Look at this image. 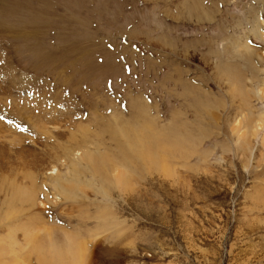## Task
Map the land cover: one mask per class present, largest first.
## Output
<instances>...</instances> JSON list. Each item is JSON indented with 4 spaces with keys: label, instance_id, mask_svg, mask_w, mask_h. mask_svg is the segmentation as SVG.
I'll list each match as a JSON object with an SVG mask.
<instances>
[{
    "label": "rangeland",
    "instance_id": "obj_1",
    "mask_svg": "<svg viewBox=\"0 0 264 264\" xmlns=\"http://www.w3.org/2000/svg\"><path fill=\"white\" fill-rule=\"evenodd\" d=\"M262 19L264 0H0V248L8 238L23 243L29 214L35 213L43 215L45 224L42 218L37 222L38 228L44 225L43 236L46 225L58 229L60 236L53 231V237L59 245L69 235L79 237L78 229L93 252L91 264H264V231L256 229L264 226V212L253 210L258 186H264V130L255 137L257 158H249L248 147H235L237 108L230 107L243 102L249 120L264 116V100L248 94L245 103L246 96H231L242 91L241 83L249 93L264 87ZM5 84L12 94L3 92ZM21 102L30 107L26 117L18 111ZM52 102L58 116L48 127L71 131L75 139L45 136L28 121ZM80 136L88 145L80 143L82 152L94 154L92 162H76L74 168L54 152L57 145L70 151ZM108 163L118 165L117 177ZM52 166L58 178L46 173ZM16 167L26 169L27 179ZM94 167L102 170L96 174ZM25 182L39 190L26 193ZM96 190L109 200L75 206L73 199ZM30 194L37 198L30 201ZM29 205L35 210L29 212ZM96 208L109 213L107 220ZM112 236L116 249L108 243ZM19 244L4 252V262L26 252ZM28 260L38 264L34 253ZM58 260L71 264L66 257Z\"/></svg>",
    "mask_w": 264,
    "mask_h": 264
},
{
    "label": "bare ground",
    "instance_id": "obj_2",
    "mask_svg": "<svg viewBox=\"0 0 264 264\" xmlns=\"http://www.w3.org/2000/svg\"><path fill=\"white\" fill-rule=\"evenodd\" d=\"M189 11V10H188ZM189 13V12H188ZM260 21V20H259ZM262 25L264 26V19H262ZM258 27H260V25L258 26ZM257 31V30H256ZM255 31V32H256ZM253 33V32H252ZM257 33V32H256ZM255 33V34H256ZM262 34V33H261ZM263 36V35H262ZM258 37H259V34H258ZM260 38H262V37H260ZM264 38V37H263ZM262 38V39H263ZM239 42V41H238ZM237 42V43H238ZM239 45H240V43H238ZM243 44H244V42H243ZM238 46V45H237ZM236 46V47H237ZM242 46V45H241ZM247 46V45H246ZM240 47V46H239ZM243 47H245L244 45H243ZM252 47V46H251ZM250 47V48H251ZM247 49H249L248 47H247ZM244 51H245V49H244ZM250 52V51H249ZM246 53V52H245ZM247 56V55H246ZM260 58L261 59H264V51H263V53H262V55L260 54ZM248 60L250 61V57L248 56ZM251 64V63H250ZM251 67H252V69L253 68H255L256 66H254L253 67V64H251ZM250 69V68H249ZM264 70V69H263ZM241 73V72H240ZM264 73V72H263ZM256 75V74H255ZM258 76V75H257ZM255 77V76H254ZM253 77V78H254ZM250 78H252V77H250ZM255 80V79H254ZM262 80V79H261ZM248 81H250V80H248ZM263 83H264V77H263ZM242 82V81H241ZM5 83V82H4ZM244 83V82H243ZM248 83H251L252 84V82H248ZM7 84V83H6ZM6 84H5V89H8V90H4L3 92L4 93H8V94H12L14 91L13 90H10L7 86H6ZM239 85H240V83H239ZM238 85V86H239ZM241 85H243V86H239V88L241 87V88H243V89H241L242 91H238V90H236L235 89V87L233 88V89H235V91L233 92V91H231V92H233V94H231V96L233 97V95H237V93H239L238 94V97L239 96H242V97H245V103H247V101H248V99L249 98H247V96H248V94H251L253 97H258L259 99H260V101L262 102V100H264V87H261L260 86V88H257L258 90L257 91H254L253 92V90H250L251 91V93H249V92H247L246 91V88H244V85H245V87H246V84H242L241 83ZM250 85V84H249ZM8 86H9V84H8ZM237 86V85H236ZM13 87V86H12ZM11 87V88H12ZM251 87V86H250ZM253 87V86H252ZM248 88V87H247ZM232 89V90H233ZM253 89V88H252ZM201 90V89H200ZM3 92H1V94H4ZM230 92V91H229ZM230 92V93H231ZM203 93H205V92H203V90H202V94ZM12 96H14V95H12ZM230 96V97H231ZM231 97V98H232ZM238 97H236L235 96V99L237 98L238 99ZM250 97V96H249ZM15 98V97H14ZM7 100H8V98H6ZM19 99V98H18ZM234 99V98H233ZM233 99H230V101L232 100V101H234ZM236 99V100H237ZM12 100V99H11ZM239 100V99H238ZM238 100H237V102H238ZM241 100H243V98H241L240 100H239V102L241 101ZM3 101H4V99H3ZM2 101V102H3ZM231 101V102H232ZM1 102V103H2ZM9 102V101H8ZM12 102H13V100H12ZM20 102V101H19ZM0 103V104H1ZM25 103V102H24ZM24 103H20L19 105H21L19 108H18V111L21 113V114H24V117H26V115H25V109L26 108H30V107H28L27 105H25ZM234 103H236V101H234ZM243 102H241V103H239V104H231V106L230 107H233L234 109L235 108H237V110L235 111L236 112V114L234 115V118H233V125H232V128H231V133L233 134V136L232 137H234V143L236 144L235 145V147L237 148V149H243V147L245 146V147H248V149H249V151H248V153L250 152V156H249V158L251 157V156H254L255 157V155L254 154H256L257 152L256 151H258L257 149H258V145L256 146V142H255V137H256V135H257V133L258 132H260L261 130H264V116H258L257 118H254V120H251V119H253V118H250V120H249V117H248V114H247V112L248 111H246V107L245 106H243V105H241ZM5 105V104H4ZM46 105V107H43V109L42 110H39V111H36V112H34L35 111V109H33V108H31L30 110L32 111V112H34L33 114H35V121H34V119H32V120H30V119H28V121L30 122V121H32V122H34L33 123V126L34 127H39V129H40V131H42V133L43 134H45V136L47 135L48 137L50 136V135H55V138H65L66 140H73V139H75L76 138V135L74 134H71L70 132L68 133V132H66V133H55V132H57V131H55V130H52V128L50 129V127H48V126H54L56 123H53L54 121H55V119L57 118V116H58V114L55 112V111H57L58 109H57V105L54 103V102H52L50 105H48V104H45ZM246 105V104H245ZM2 106V105H1ZM8 106V105H7ZM229 106V105H228ZM253 106H255V104H253V105H250V108H252ZM13 107V106H12ZM49 108V111H47V109L46 108ZM8 108V107H7ZM6 108V109H7ZM37 108H39V107H37ZM209 108V107H208ZM246 108V109H245ZM4 109H5V106H4ZM11 109V108H10ZM14 109V108H13ZM227 109V108H226ZM231 110V109H230ZM233 110V109H232ZM254 110H255V107H254ZM16 111H17V109H16ZM29 111V110H28ZM245 111H246V113H245ZM15 112V111H14ZM58 112V111H57ZM15 113H17V112H15ZM252 114V113H251ZM262 115V114H261ZM263 115H264V113H263ZM238 116H240V118H238ZM10 117V116H9ZM21 117V116H20ZM19 118V117H18ZM27 121V122H28ZM21 122V121H20ZM44 123H49V125H44ZM53 123V124H52ZM58 123V122H57ZM30 124H32L31 122H30ZM58 126H61V125H58ZM0 127H1V125H0ZM3 127V126H2ZM35 128V129H38V128ZM3 130V129H2ZM4 130H5V128H4ZM37 131V130H36ZM39 131V132H40ZM68 131V130H67ZM127 131V130H126ZM146 132V131H145ZM187 132V131H186ZM264 132V131H263ZM125 133V132H124ZM72 135V137H68V135L69 136H71ZM115 134V133H114ZM117 134V133H116ZM127 134V133H126ZM125 134V135H126ZM231 134V135H232ZM67 135V136H66ZM114 136V135H113ZM148 136V135H147ZM146 136V137H147ZM81 137V139L83 138V136H80ZM250 137H251V139H250ZM84 138H86V137H84ZM187 138H189V137H187ZM187 138H186V140H187ZM80 139V140H81ZM183 139V138H182ZM191 139V138H190ZM261 139H262V142H261V144H260V146H261V148L263 149V151H264V135H263V137H261ZM3 140V139H2ZM79 140V138H78V140L77 141H75V144L74 145H70V151L68 150V149H66V148H61L60 146H58L57 145V148L59 149H56V151L54 152V153H56V155H59L58 157L60 158V157H66V160H67V164H69L70 166L71 165H73L74 166V164H76V162L78 163V162H87L88 161V159H89V161L91 160V158H92V156H93V154H91V153H89V152H82L83 150H82V148H84L87 144H86V142H85V140L84 139H82L81 141ZM146 139L144 138V141H145ZM189 140V139H188ZM13 141V140H12ZM84 142V143H82L83 145H85L84 147H80V143L81 142ZM127 141V140H126ZM149 141V140H148ZM10 142V141H9ZM15 142V141H14ZM125 142V141H124ZM136 142H139V141H136ZM156 142V141H155ZM3 143H5V141L4 142H1V144H3ZM7 143V142H6ZM52 143V142H51ZM126 143V142H125ZM182 143L184 144V142H183V140H182ZM181 143V144H182ZM190 143V142H189ZM158 144H160V143H158ZM10 145V144H9ZM82 145V146H83ZM125 145V144H124ZM133 145V144H132ZM131 145V146H132ZM154 145V144H153ZM163 145V144H162ZM11 146H13V145H11ZM88 146V145H87ZM86 146V147H87ZM130 146V147H131ZM159 146V145H158ZM187 146V145H186ZM53 147V146H52ZM129 147V146H128ZM160 147V146H159ZM164 147V146H163ZM81 148V149H80ZM134 148V147H133ZM138 148V147H137ZM182 148V147H181ZM184 148V147H183ZM189 148V147H188ZM87 149V148H86ZM146 149V148H145ZM161 149H163V148H161ZM246 150H247V148H245ZM137 150V149H136ZM135 150V151H136ZM160 150V149H159ZM189 150V149H188ZM188 150H186V151H188ZM79 151H81L80 152V154H79ZM89 151V150H88ZM124 151V150H123ZM134 151V150H133ZM135 151H134V153H135ZM229 151V150H228ZM263 151H261V152H263ZM244 152V151H243ZM245 152H247V151H245ZM256 152V153H255ZM97 153V152H96ZM164 153V152H163ZM235 153H236V151H235ZM24 154V153H23ZM79 154V156H77L76 158H75V160H74V156L75 155H78ZM146 154V153H145ZM259 154V153H258ZM262 156H263V159L262 160H264V153L262 154V153H260ZM21 155V154H20ZM38 155V154H37ZM109 154L107 153V156H108ZM139 155V154H138ZM162 155V154H161ZM54 156V155H53ZM100 156V155H99ZM247 156V155H246ZM24 157V156H23ZM57 157V158H58ZM140 157V156H139ZM165 157V156H164ZM254 157H252V160H254L253 158ZM20 158V157H19ZM121 158V157H120ZM174 158V157H173ZM245 158H247V157H245ZM245 158H244V160H245ZM255 158H257V156L255 157ZM262 158V157H261ZM17 159V158H16ZM26 159H27V157H26ZM14 160V159H13ZM19 160H21V158L19 159ZM87 160V161H86ZM96 160H98V159H96ZM115 160V159H114ZM27 161V160H26ZM25 161V159L23 160H21V162L23 163V166L27 169V167L28 168H30V164L28 163V162H30V161H28V162H26ZM95 160H93V162H94ZM111 161H113V160H111ZM116 161V160H115ZM121 161H122V159H121ZM34 162V161H33ZM32 162V163H33ZM90 162H92V161H90ZM89 162V163H90ZM124 162V161H123ZM11 163V162H10ZM20 163V162H19ZM96 163V162H95ZM101 163H102V161H101ZM243 163H244V161H243ZM79 164V163H78ZM92 165H93V163H91ZM106 164V163H105ZM109 164V167H111V168H113V172H115L114 173V176L115 177H117L118 176V165L117 166H114L113 165V163H108ZM33 165H35V164H33ZM99 165V164H98ZM104 165V164H103ZM134 165V164H133ZM159 165V164H158ZM16 166V165H15ZM19 166H21V165H19ZM18 166V167H19ZM22 166V167H23ZM72 166V167H73ZM94 166H96V165H94ZM107 166L108 165H106V167H105V169L107 168ZM121 166V165H120ZM119 166V167H120ZM162 166V165H161ZM264 166V165H263ZM72 167H70V169H72ZM88 167V166H87ZM126 167V166H125ZM32 168V167H31ZM74 168H75V166H74ZM82 168V167H81ZM95 168V167H94ZM110 168V169H111ZM121 168H123V167H121ZM23 170H25V172L24 171H18L17 170V167H16V171H18L19 173H21V175H22V177H24L25 176V179H27V176L25 175V174H27V172H26V169H24V168H22ZM50 169H52V171L50 170V171H46V173H48V174H52V176L54 175V176H56L57 178H58V170L54 167V166H52V168H50ZM83 169V168H82ZM99 168H95V173L97 174L99 171H100V169L102 170V168H100L99 170H98ZM103 169H104V166H103ZM15 170V169H14ZM47 170H49V169H47ZM72 170H76V169H72ZM106 170H108V168L106 169ZM30 171H32V170H30ZM77 171V170H76ZM81 171V170H80ZM92 171L93 170H91V172H90V174L92 175L91 176V178H94V177H96L93 173H92ZM160 171V170H159ZM17 172V173H18ZM22 172L23 173H25V174H22ZM72 172V171H71ZM88 172H89V170H88ZM87 172V173H88ZM101 172H103V171H101ZM110 172H111V170H110ZM123 172V171H122ZM259 172V174L261 173L262 174V172H260V171H258ZM258 172L256 171V173H257V175H258ZM17 173L15 172V174H16V178H17ZM29 173V172H28ZM70 173V172H69ZM74 173H75V171H74ZM106 173H108V171H106ZM15 174L13 175L14 177H15ZM30 174V173H29ZM32 175L30 176V175H28V176H30V177H28V181H29V178H30V180L31 179H33L32 178V176H33V173H31ZM71 174V173H70ZM101 174V173H100ZM167 174H168V172H167ZM166 174V175H167ZM170 174V173H169ZM21 175L19 174L18 176L19 177H21ZM24 175V176H23ZM69 175V174H68ZM72 175H77V174H73V172H72ZM104 176H105V174H103ZM107 175V174H106ZM109 175H110V173H109ZM121 175V174H120ZM125 175V174H124ZM124 175H122V177L124 176ZM263 175H264V173H263ZM78 176H79V174H78ZM84 177H85V175H83ZM101 176V175H100ZM103 176V177H104ZM14 177H12V178H14ZM18 177V178H19ZM72 177H74V176H72ZM86 177H88V175L86 176ZM103 177H101V178H103ZM125 177V176H124ZM16 178H14V179H16ZM17 178V179H18ZM76 178H77V176H76ZM98 178H99V176H98ZM105 178V177H104ZM106 178H107V176H106ZM110 178V177H109ZM6 179H8V178H6ZM11 179V178H10ZM10 179H8V180H10ZM17 179H16V181H17ZM20 179V178H19ZM22 179V178H21ZM73 179V178H72ZM96 179V178H95ZM95 179H94V181H95ZM111 179H112V177H111ZM92 180V179H91ZM107 180V179H106ZM11 181H13L12 179H11ZM10 181V182H11ZM16 181H13L14 182V184L16 185L17 184V182ZM21 181V180H20ZM20 181H18V183L20 182ZM26 181V180H25ZM32 181V180H31ZM27 182V183H29L28 185H30V183H31V185L33 186V184L32 183H34V182ZM58 181V180H57ZM62 181V180H61ZM78 181H79V179H78ZM83 181V180H82ZM87 181V180H86ZM86 181H84V182H86ZM100 180H97L96 182L98 183ZM126 181V180H125ZM1 182H2V180H1ZM6 182H7V180H6ZM9 181H8V183H10ZM13 182H11V185L13 184ZM24 183V184H26L27 185V183ZM69 182V181H68ZM72 182V181H71ZM70 182V183H71ZM73 182H77V181H73ZM88 182V181H87ZM96 182H94V183H96ZM101 182V181H100ZM103 182H105V180L103 179ZM110 182V181H109ZM4 183V182H3ZM89 183V182H88ZM92 183V182H91ZM91 183H89V185L91 184ZM124 183V182H123ZM5 184V183H4ZM20 184H22V186H23V183L22 182H20ZM16 185V187L17 186H21V185ZM35 184V183H34ZM61 184V188H62V182H59L58 183V185H60ZM67 183L65 182V185H66ZM1 185V184H0ZM7 185H9V184H7ZM25 185V186H26ZM28 185H27V187L26 188H29V190L30 191H26V190H24V189H26L25 188V186H24V189H21V190H24L23 192L25 193V191H26V193L28 192V193H30V192H35L37 189H38V186H37V189H35V187H36V184L34 185L35 187L34 188H32V189H35V190H32L31 188H30V186L28 187ZM73 185V184H72ZM71 185V187L74 189L75 187H73ZM82 185V184H81ZM98 185H100V183H98ZM102 185V184H101ZM100 185V187H102ZM123 185V184H122ZM21 186V187H22ZM67 186V185H66ZM69 186V185H68ZM88 186V185H87ZM92 185H90V187H91ZM93 186H95L94 184H93ZM92 186V187H93ZM105 187L107 186V185H104ZM109 186V185H108ZM124 186V185H123ZM8 187V186H7ZM15 187V186H14ZM20 187V188H21ZM70 187V188H71ZM80 187V186H79ZM97 187H99V186H95L94 188H97ZM258 187H260L259 188V190H260V192H258V194L256 195V199L254 200L256 203H255V205H256V207L255 208H257L256 210L253 208V210L254 211H256L257 213H260V212H264V186L263 187H261V186H258ZM3 188V187H2ZM18 188V187H17ZM23 188V187H22ZM57 188H59V187H57ZM64 188H65V186H64ZM71 188V189H72ZM103 188L104 187H102L101 189L103 190ZM116 188V187H115ZM114 188V189H115ZM15 189V188H14ZM14 189H12V190H14ZM54 189V188H53ZM60 189V188H59ZM58 189V190H59ZM66 190H67V188H65ZM64 189V190H65ZM92 189V188H91ZM97 189H99V188H97ZM101 189H100V191H101ZM105 189V188H104ZM106 189H108V187H106ZM19 190V189H18ZM39 190V189H38ZM69 191H70V189H68ZM84 190V189H83ZM93 190V189H92ZM55 191H56V189H55ZM99 191V192H100ZM104 191V190H103ZM102 191V192H103ZM106 191V190H105ZM19 192L21 193L22 191H20L19 190ZM33 192V193H34ZM37 192V191H36ZM35 192V193H36ZM56 192H58V191H56ZM65 192V191H64ZM70 192H72V191H70ZM102 192H100V193H98L97 192V190H96V192L93 194L92 193V195L90 194V196H88V195H85V194H81V195H79V199L78 200H76L75 201V199H73V202H75V203H77V205H75V206H79L78 205V203H79V201H80V203L82 204V202H83V205L82 206H85V204L84 203H86L87 204V202H84V200H86V199H88V206L89 205H91V204H97L98 205V203L97 202H100V201H107V200H109V195H107V194H104V193H102ZM107 192V191H106ZM108 192H109V189H108ZM20 194V195H22V197H23V195H27V194ZM45 193V192H44ZM65 193H67L68 194V192H65ZM80 193V192H79ZM79 193H77V196H78V194ZM69 194H71V193H69ZM73 194V193H72ZM72 194H71V196H72ZM13 195V194H12ZM60 195V194H59ZM76 195V193L73 195V197ZM112 195V194H111ZM7 196V194L5 195V197ZM15 196V195H14ZM29 196V195H28ZM28 196H26V197H28ZM51 196V195H50ZM30 198V201L33 199V200H35V197H36V194H30V196H29ZM53 197H56V196H53ZM57 197H58V195H57ZM67 197H69V196H67ZM113 197V196H112ZM15 198H16V196H15ZM14 198V199H15ZM21 198V196L19 197V199ZM37 198V197H36ZM39 198V197H38ZM49 198H51V197H49ZM66 198V197H65ZM64 197H63V195L59 198V199H55L54 201H52V204H56L57 202H59V201H61L62 199H65ZM70 198V197H69ZM75 198V197H74ZM6 199V198H5ZM25 199V198H24ZM44 199V198H43ZM42 199V200H43ZM52 200L54 199V198H51ZM21 200V199H20ZM19 200V201H20ZM26 200V199H25ZM37 200V199H36ZM45 200V199H44ZM50 200V199H49ZM14 201V200H13ZM30 201H28L29 203H30ZM38 201V200H37ZM140 201V200H139ZM16 202V199H15V201H14V203ZM23 202V201H22ZM21 202V203H22ZM25 202V201H24ZM115 202V201H114ZM138 202V201H137ZM13 203V204H14ZM41 203V205L44 203H42V201L40 202ZM47 203H49V202H47ZM79 203V204H80ZM106 203V202H105ZM23 204V203H22ZM45 204V203H44ZM16 205V204H15ZM21 205V204H20ZM26 205H28V204H26ZM38 205V204H37ZM86 205V206H87ZM101 205H103V204H101ZM101 205L99 206L100 208H101ZM254 205V204H253ZM30 206V205H29ZM28 206V207H29ZM33 206V205H32ZM94 206V205H93ZM96 206V205H95ZM104 206H105V204H104ZM109 206V205H108ZM15 207V206H14ZM18 207V206H17ZM21 207L23 208V205H21ZM20 207V209H22ZM38 207H39V205H38ZM42 207V206H41ZM40 207V208H41ZM71 207V206H70ZM98 207V208H99ZM43 208H47V207H43ZM51 208V207H50ZM50 208H48V209H50ZM17 209V208H16ZM28 209V208H27ZM36 209H38V208H36ZM42 209V208H41ZM74 209V208H73ZM83 209V208H82ZM250 209H252V208H250ZM10 210H12V209H10ZM22 210H25L24 208L22 209ZM31 210H35V208H32L31 209V206L29 207V212L31 211ZM40 210V209H39ZM96 210H98L97 208H96ZM106 210H108V209H106ZM16 211V210H15ZM15 211H11V213H14V216L15 217H17V216H19L20 214L18 213V211H17V213H15ZM25 211H27V210H25ZM48 211V210H47ZM71 211V210H70ZM80 211V210H79ZM82 211H84V209L82 210ZM81 211V212H82ZM99 211V210H98ZM98 211H95V212H98ZM28 212V213H29ZM33 212H35V211H33ZM100 212V211H99ZM10 213V215L12 216L13 214H11ZM27 213V214H28ZM36 213H37V211H36ZM42 213H44V212H42ZM68 213V212H67ZM83 214H84V212H82ZM86 213V212H85ZM88 213V212H87ZM92 213H93V211H92ZM100 213H102V215H101V217L100 218H103V219H105V220H107L106 218H107V216L106 215H108L109 216V213L108 212H106V211H101ZM16 214H17V216H16ZM26 214V213H25ZM65 214V213H64ZM73 214V213H72ZM91 214V213H90ZM10 215H5V218H8V217H10ZM36 215H38V214H36ZM35 215V213H31V215L29 214V220L31 221L30 223H32L31 225H30V223H28V224H26V225H28V226H26L25 227V230L23 231V229H22V231L20 230V231H18L20 228H22V227H24V226H22V227H20V228H17L18 230V232H22L23 233V236H22V241H23V243H17V241L15 240V239H13V238H8L9 239V244H8V246L6 247V248H0V250H3L1 253H0V264H25V263H27V262H29V260H28V256L30 255V253H34L35 255H36V260L38 261V264H54V262L55 263H57V262H59V260H58V257L60 258V257H66L67 259L69 258L70 259V262H71V264H91V261H92V258H93V252L90 250V247H89V242H87V241H85L84 239L82 240V238L84 237L83 236V233L81 234V236H83L81 239L79 238L80 237V232H78L76 229V231H75V233H77V234H75L76 236L78 235L79 237H76V238H74V236H72V235H69L68 236V238L66 237V238H64L63 236H61V237H63L64 239H65V242L62 244V245H59L57 242L58 241H56V239L53 237V235L54 234H56V233H54L53 231H55V232H57L58 231V229H57V231L56 230H53L52 228L49 230L48 228L49 227H51V225H49V226H47L46 225V228L44 227V229H46V230H44V232L46 233V232H48L47 234H46V236H43L41 233V231H43V230H41L40 228V223H44L45 224V221L43 222V215H40V217H39V215H38V217ZM46 215V214H45ZM71 215V214H70ZM81 215V214H80ZM26 216V215H25ZM86 216V215H85ZM92 216V215H91ZM106 217V218H105ZM11 218V217H10ZM13 218V217H12ZM22 218V217H21ZM40 218H42V221L40 222V223H38V224H40L39 225V228H38V225H37V222H39V219ZM45 218V217H44ZM82 218V217H81ZM90 218H94V217H89V219ZM97 218L99 219V217L97 216ZM22 219H24V218H22ZM9 220H11V219H9ZM20 220V219H19ZM25 220H23V224H25L26 222H24ZM47 221V220H46ZM261 223L262 224H264V219H261ZM14 222H15V220H14ZM99 222V221H98ZM102 222H104V220L102 221ZM3 223V222H2ZM47 223V222H46ZM52 224V223H51ZM107 224H109V222L107 223ZM5 225V224H4ZM78 225V224H77ZM96 225V224H95ZM103 225V224H102ZM29 226H32L31 228H29ZM41 226H44L43 224L41 225ZM53 226V228L54 229H56L55 228V225H52ZM97 226H98V223H97ZM101 226V225H100ZM262 226L263 225H260V226H257V228L256 229H260L262 232L264 231V226H263V228H262ZM6 227V226H5ZM11 228L13 227V226H10ZM18 227H19V225H18ZM48 227V228H47ZM99 227V226H98ZM97 227V228H98ZM109 227V225H107V227L106 228H108ZM15 228V227H14ZM92 228H93V225H92ZM97 228L95 227V229H93V230H97ZM101 228V227H100ZM109 228H111V226L109 227ZM262 228V229H261ZM4 229V228H3ZM8 229V228H7ZM7 229H6V231H7ZM64 229V228H63ZM81 229V228H80ZM103 229V228H102ZM111 229H113V228H111ZM12 230H13V228H12ZM11 230V231H12ZM70 230V229H69ZM85 230V229H84ZM87 230V229H86ZM99 230V229H98ZM98 230H97V232H98ZM109 230V229H108ZM53 233H52V232ZM63 231V230H62ZM62 231H60V232H62ZM67 231V230H66ZM92 230H90V232H91ZM104 231H106V230H104ZM103 231V232H104ZM251 231V230H250ZM2 232V231H1ZM93 232V231H92ZM96 232V233H97ZM101 232V231H100ZM117 232V231H116ZM7 233V232H6ZM40 233V234H39ZM58 233V232H57ZM63 233V232H62ZM87 233V232H86ZM93 233H95V232H93ZM92 233V234H93ZM99 233V232H98ZM115 233V232H114ZM1 234V233H0ZM3 234H5V233H3ZM8 234H10V233H8ZM85 234V233H84ZM91 234V235H92ZM117 234V233H116ZM12 235V234H11ZM10 235V236H11ZM19 235V234H18ZM22 235V234H21ZM40 235H42V236H40ZM58 235H59V233H58ZM58 235H56V236H58ZM67 235V234H66ZM74 235V234H73ZM89 235V234H88ZM94 235V234H93ZM97 235V234H96ZM112 235V234H111ZM113 235H115V234H113ZM247 235V234H246ZM60 236V235H59ZM110 236V235H109ZM12 237V236H11ZM94 237V236H93ZM96 237V236H95ZM111 237V236H110ZM113 237V236H112ZM117 237V236H116ZM90 238V237H89ZM92 238V237H91ZM261 238H262V236H261ZM18 239V238H17ZM119 239V238H118ZM90 241V240H89ZM113 243H112V242ZM114 241H115V239H114V237L113 238H109V240H108V243H110V245H111V247L113 248V249H116V244L114 243ZM2 242V241H1ZM96 242V244H99L98 243V240L97 241H95ZM13 243H16V244H19V249H21V250H25L26 252L21 256V255H19L18 257H14V258H12V261H8V262H4V259H2L1 257H3L2 255L3 254H5L4 252L5 251H12V249H14L13 248V246H15ZM59 243H61V242H59ZM24 244H25V246H26V248L25 249H23L24 248ZM21 246V247H20ZM16 247V246H15ZM100 247V246H99ZM119 247V246H118ZM104 248H105V246H104ZM8 249V250H7ZM93 249V248H92ZM108 250H112V249H109L108 248ZM99 251V250H98ZM8 253V252H7ZM9 254V253H8ZM7 254V255H8ZM99 254V253H98ZM102 254V253H101ZM100 254V255H101ZM6 257V256H5ZM4 257V258H5ZM64 260H65V258H63ZM58 260V261H57ZM61 261H62V259H61ZM63 263V262H62ZM57 264H60V263H57ZM130 264H132V262H130Z\"/></svg>",
    "mask_w": 264,
    "mask_h": 264
}]
</instances>
